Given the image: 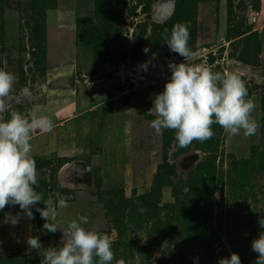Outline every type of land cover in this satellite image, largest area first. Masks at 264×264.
Returning <instances> with one entry per match:
<instances>
[{
	"label": "rangeland",
	"instance_id": "obj_1",
	"mask_svg": "<svg viewBox=\"0 0 264 264\" xmlns=\"http://www.w3.org/2000/svg\"><path fill=\"white\" fill-rule=\"evenodd\" d=\"M177 22L189 24V63L243 80L256 104L255 135L214 124L211 139L181 148L174 130L151 127L153 96L171 72L147 79L140 66L184 62L161 38ZM0 68L16 76L14 94L33 93L9 109L53 122L31 134L37 191L54 200L60 192L68 205L55 233L43 230L35 207L28 220L6 206L0 264H41L44 249L27 238L60 247L67 222L80 216L125 264H218L231 252L254 264L264 216V0H0ZM71 69L73 92L41 91ZM7 213L21 219L3 223Z\"/></svg>",
	"mask_w": 264,
	"mask_h": 264
},
{
	"label": "clouds",
	"instance_id": "obj_2",
	"mask_svg": "<svg viewBox=\"0 0 264 264\" xmlns=\"http://www.w3.org/2000/svg\"><path fill=\"white\" fill-rule=\"evenodd\" d=\"M161 38L171 52L184 58V62H168L171 77L164 84V89L154 94L153 107L156 118L151 127L160 133L164 129L174 130L178 147H187L194 140L201 143L211 139L215 133L214 124L219 125L232 136L241 131L246 137L257 133L260 124L252 113L256 104L249 97L248 89L243 80L231 72L213 71L204 65L189 63L192 50L189 24L177 22L171 33L167 28ZM145 53L149 48L143 50ZM152 54V59L156 58ZM151 61H145L140 67L147 72ZM16 76L0 68V212L6 206L18 205L28 220L34 219L33 207L45 221L42 228L55 233L59 209L67 207L60 192H55L45 199L39 187L36 163L31 152V134L39 129L51 131L53 122L47 115L36 112L26 116L18 110H10L13 101L20 104L31 101L33 93L23 87L14 94ZM150 109V110H152ZM10 118H5V113ZM43 203V207L37 205ZM140 211H144L141 209ZM21 213L15 216L5 214L3 223L17 224ZM89 219L80 216L67 222L66 230L62 231L60 247L44 248L39 237L29 236L26 243L29 248L41 251V264H125L123 259H116L112 250V241L107 234L86 228ZM260 232L258 238L251 242V249L257 253L254 264H264V216L258 220ZM198 264V258H195ZM218 264H241L240 256L231 252L229 257L219 258Z\"/></svg>",
	"mask_w": 264,
	"mask_h": 264
},
{
	"label": "water",
	"instance_id": "obj_3",
	"mask_svg": "<svg viewBox=\"0 0 264 264\" xmlns=\"http://www.w3.org/2000/svg\"><path fill=\"white\" fill-rule=\"evenodd\" d=\"M175 63H181L176 61ZM169 71L168 69V62L162 60H151L148 65V71L145 72L142 70V76L144 78H151L154 76H158L165 72ZM75 88V75L73 69H71L70 73L62 74L53 79H50L46 82L44 87H41V91H52L58 92L60 94L71 93L74 91Z\"/></svg>",
	"mask_w": 264,
	"mask_h": 264
},
{
	"label": "crops",
	"instance_id": "obj_4",
	"mask_svg": "<svg viewBox=\"0 0 264 264\" xmlns=\"http://www.w3.org/2000/svg\"><path fill=\"white\" fill-rule=\"evenodd\" d=\"M65 103V102H64Z\"/></svg>",
	"mask_w": 264,
	"mask_h": 264
}]
</instances>
